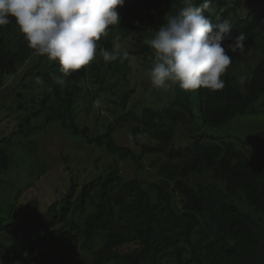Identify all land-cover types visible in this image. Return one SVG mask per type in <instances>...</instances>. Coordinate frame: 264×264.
Wrapping results in <instances>:
<instances>
[{
  "label": "trees",
  "instance_id": "obj_1",
  "mask_svg": "<svg viewBox=\"0 0 264 264\" xmlns=\"http://www.w3.org/2000/svg\"><path fill=\"white\" fill-rule=\"evenodd\" d=\"M181 6L182 0H125L117 9L120 24L97 44L111 51L120 37L130 44L129 58L105 62L98 51L90 65L66 77L58 62L28 47L14 21L0 27V90L33 60L17 89L34 92L29 99L24 88L16 93L17 109L27 118L15 134L0 138L1 175L10 169L11 148L53 125L114 157L83 183L73 176L67 192L47 207L39 200L22 203L20 190L0 214V264H264V131L246 140L203 131L264 113V0H213L204 12L213 23H232L225 47L240 32L246 35L244 53H229L230 66L261 55L243 87L228 69L223 89L173 86L164 103L153 97L139 110L128 109L137 93L130 89L121 97L122 112L104 131L94 134L79 122L81 102L92 88L93 99L102 95L109 74L126 79L136 61L153 62L147 41ZM126 126L139 153L116 139ZM182 129L185 145L177 143ZM151 155L156 180L124 175L122 163L142 172ZM209 175V183L194 181Z\"/></svg>",
  "mask_w": 264,
  "mask_h": 264
},
{
  "label": "clouds",
  "instance_id": "obj_2",
  "mask_svg": "<svg viewBox=\"0 0 264 264\" xmlns=\"http://www.w3.org/2000/svg\"><path fill=\"white\" fill-rule=\"evenodd\" d=\"M125 0H0V27L15 22L19 32L36 55L58 62L59 71L68 76L90 65L97 57L112 62L127 60L120 44L111 51L97 42L108 34L110 26L120 24L118 8ZM213 0H182V6L147 41L154 60L148 72L156 89L178 86L184 91L223 89V76L233 54H243L246 35L240 32L226 47L225 37L232 23L218 18L217 23L204 14ZM245 78L242 76L241 81ZM57 77V83L64 84Z\"/></svg>",
  "mask_w": 264,
  "mask_h": 264
},
{
  "label": "rangeland",
  "instance_id": "obj_3",
  "mask_svg": "<svg viewBox=\"0 0 264 264\" xmlns=\"http://www.w3.org/2000/svg\"><path fill=\"white\" fill-rule=\"evenodd\" d=\"M115 43L120 44L121 50L130 49L129 42L122 41L120 37ZM260 59L261 55L256 54L248 60V63L229 67L231 74L237 78L238 86L243 87L246 84L248 80L245 77L246 74ZM32 64L33 60L24 65L20 72L11 78L9 84L0 90V138L15 134L19 130L20 123L27 118L26 112L17 109L15 96L17 91L23 88L21 93H24L27 99L33 95L34 92L25 87L17 89L19 82L23 81ZM152 65L153 62L136 61L132 74L126 79L117 74H109L102 95L95 99L93 95L96 90L92 88L90 96L81 102L83 109L78 117L80 125H89L94 134L104 131L109 123L114 122L122 112L121 97L130 89L136 90L137 93L128 109L139 110L152 101L153 97L159 103H164L171 98L173 93L169 88L156 89L151 85L148 72ZM242 76L245 78L243 81H241ZM147 100L150 101L147 102ZM203 131L223 138L246 140L253 134L264 131V113L239 117L223 130L204 128ZM129 135L130 127L126 126L117 132L116 139L121 146L133 147L139 153L140 149L130 144ZM21 141H23L22 145L10 149L12 160L9 171L2 175L0 172V214L14 201L20 190H24L21 197L22 203L39 200L43 207H47L67 192L73 176L83 183L91 176L92 171H101L114 161V157L108 152L72 139L58 125H53L45 132ZM177 143L179 145L187 143L183 129L178 133ZM155 161V156L146 157L145 170L142 172H138L131 163L124 162L122 163L124 175L130 179L140 177L146 182L156 180V169L152 166ZM211 180L210 175L194 179L195 183H209Z\"/></svg>",
  "mask_w": 264,
  "mask_h": 264
}]
</instances>
